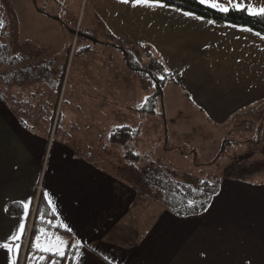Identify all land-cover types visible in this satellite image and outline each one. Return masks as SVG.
Segmentation results:
<instances>
[{
  "label": "crops",
  "instance_id": "obj_1",
  "mask_svg": "<svg viewBox=\"0 0 264 264\" xmlns=\"http://www.w3.org/2000/svg\"><path fill=\"white\" fill-rule=\"evenodd\" d=\"M243 2L264 7V0ZM167 4L171 7L91 0L92 11L102 26L100 32L118 41L122 48L132 50L138 58L151 52L185 97L192 113L191 124H197V129L187 131L179 126L180 119L173 117L172 126L167 125L168 131H164L180 147L192 130L205 129L203 137L220 136L229 123L264 106V34L250 26ZM177 8L181 11L174 10ZM184 11L204 19L184 16ZM96 35L89 36L93 42ZM87 45L81 52L95 56L97 65L95 68L92 65L95 70L91 78L85 77L79 86H74L82 99L71 100L76 106H87L91 100L92 107H98L105 105L101 96L106 81L95 74L99 69V49L94 48L95 42L92 48ZM103 46L118 48L101 43ZM12 51L21 61L15 62L5 75L0 73V242L14 234L21 222L25 224L17 264H50L53 259L27 250L34 193L40 181L53 201L51 207L55 208L59 221L72 229L74 241L82 242L86 264H264V180L225 176L203 213L178 215L148 195L147 190L142 187L139 190L136 179L117 178L101 160L79 153L72 155L63 144L52 140L56 92L61 87L57 68L51 67L49 61L52 53L46 50L48 64L39 74L34 66L36 53L19 42ZM125 63L115 69L117 74L113 73L114 79L122 80V84L108 81L111 92L108 106L113 113L111 117H115L112 123L131 126L125 123L130 121L126 112L129 116L136 112L142 104L139 101L148 97L143 90L151 87L144 85L148 82L145 75ZM95 118L100 121V117ZM239 123L240 133L235 137L249 134L252 137L253 132L242 127V121ZM112 125L111 128L120 127ZM225 131L231 136L234 130ZM221 143H214L211 150L202 149L201 153H216ZM198 145L195 147L199 148ZM200 147L203 148V143ZM206 158L210 157L205 156L203 161L207 162ZM28 200L32 203L26 218L24 211L7 214L9 203ZM61 237L70 243V237ZM40 255L46 259H36ZM56 260L57 264H65L63 258ZM0 264H8L4 250H0Z\"/></svg>",
  "mask_w": 264,
  "mask_h": 264
},
{
  "label": "rangeland",
  "instance_id": "obj_2",
  "mask_svg": "<svg viewBox=\"0 0 264 264\" xmlns=\"http://www.w3.org/2000/svg\"><path fill=\"white\" fill-rule=\"evenodd\" d=\"M4 3L7 5L5 14L9 17L10 24L8 33L3 37L0 36V41L10 43L12 48L15 45L18 47L19 42L36 53L34 66L39 74L44 71V66L48 64L49 56H45L46 50L52 53L49 61H51V67L57 68L61 87L59 92L58 90L56 92L57 105L54 111L51 137L56 143L63 144L62 147L72 155L79 153L83 154L81 156H88L96 161L101 160V163L104 162V166L108 170L113 172L117 178L121 177L123 180L133 179L135 181L133 173H129L126 166H124L127 163L123 155L127 149L136 152L141 151L140 153L149 155V159L156 161L163 167L164 171L177 177L183 183L191 184L200 179L201 176L209 178L211 175L223 174L227 166L231 165L230 163H242L244 165L256 163L258 164L259 173L253 177V180H264V148L263 145L256 143V139L258 140L261 136L264 137V127L259 129L260 134L256 139L252 138L251 134L235 137L237 133H240L237 129L239 122L242 121V127L247 128L248 124L252 122L259 125L264 120V117H262L264 116V106L254 108L244 119H235L234 124L229 123L228 128L234 130L231 136H227L228 132L225 130L228 128H225L222 133L220 132V136L213 137V134L203 137V135H206L204 134L205 129H203V132L193 131L197 129V124H191L192 116L190 115L192 113L184 102L185 97L177 91V87L173 86L172 81L169 80V75L158 64L157 58L148 51L147 54L143 53L140 60L156 76L159 78L161 76L165 77L163 83L164 95L158 100L155 114L141 113L143 115L139 116V111L136 108V112H132V115L129 116L126 110L124 111L126 112V118L128 116L131 121L125 123L140 129V133L125 146L126 149L122 144L112 143L109 139L112 124L120 126L124 123L118 121L112 123L115 117H111L113 113H110L111 108L108 106V98H111V92L107 85L108 81L112 84H122V80L114 79L113 73L117 74L115 69L120 68L119 64L123 65L125 59L119 48L101 47V43L118 46L121 44L105 32H100L102 26L97 22L92 11L91 0H4ZM95 33L97 35L93 39L95 42L94 48L100 51L99 69L96 70L95 74L100 75L102 80L106 81V83H103L102 92L104 96H101V100L105 101V105L92 107V101L89 100L87 106H76L71 98H82L77 96L79 89H76L77 86L74 87L75 84L79 86V82L83 81L85 77L90 76L91 78L95 70L91 69L92 65L94 68L97 65L95 56H87L81 52V48L87 44L90 45L89 47L87 45V48H92L94 42L89 36ZM2 74L5 75V72ZM145 79L148 82H144V85L151 88L150 90H143L145 89L143 87L142 90L149 95L155 88V82L148 76ZM131 80L137 82L134 77ZM137 91L140 92V90ZM144 102L139 101L138 104L142 103L140 105L142 106ZM95 117H100V121H95L98 119ZM173 117L175 119L179 118L181 121L179 126L185 127L187 131L193 129L191 133H188V136L185 135L187 142H184L180 147L173 144L168 138L169 136L164 133V131H168L167 125L168 127L172 126ZM224 140H228L227 146H225L224 152H221ZM220 142L222 143L217 146L218 151L216 153L211 152V155H209L210 153L207 154L208 152L201 153L202 149L209 150L212 144ZM201 143H203V148L200 147ZM88 144L90 146L86 147ZM197 144H199V148L195 147ZM82 145H84V148ZM80 149L85 153H80ZM89 150L91 153L86 154ZM216 155H219V159L215 160V163L211 166L202 159L205 156L210 157L209 159L206 158L207 162H210ZM146 163L148 162L146 161L143 165ZM218 164L220 165L217 166ZM242 176H244L243 173ZM41 183L40 181L37 184L35 190L37 196L39 195V188L42 189Z\"/></svg>",
  "mask_w": 264,
  "mask_h": 264
},
{
  "label": "trees",
  "instance_id": "obj_3",
  "mask_svg": "<svg viewBox=\"0 0 264 264\" xmlns=\"http://www.w3.org/2000/svg\"><path fill=\"white\" fill-rule=\"evenodd\" d=\"M6 1V0H5ZM167 3L195 11L197 13L203 14L208 17L223 19L238 24L250 26L260 33L264 34V17L250 15L245 11L230 10L229 13L224 14L204 5L199 4L198 0H165ZM7 5L4 0H0V36L3 37L8 33L9 29V17L6 16ZM89 36V35H88ZM91 36V35H90ZM118 48L122 49L123 57L131 69L142 73L148 78H152L155 82L154 89L151 94L148 95L147 101L143 103L142 106L138 107L140 113L145 114H155L156 105L159 98L163 95V83L164 79H160L156 74L149 70L142 64L140 58H138L132 50L122 48L121 45H116ZM21 61V57L14 55L12 51V46L8 42L0 41V73L10 72L14 63ZM8 75V74H7ZM153 82V83H154ZM254 124V126H253ZM257 123L248 124L249 128L247 131L253 132L252 138L258 137L260 134L259 129L264 127V120L258 125ZM258 128V129H257ZM140 133L139 128H134L133 126L126 125L112 128L109 133V139L112 143L118 145L122 144L124 147L133 140ZM264 133V132H263ZM250 135V134H249ZM250 142V138L248 139ZM247 140V141H248ZM227 141L224 140L222 144L221 152H224L225 146H227ZM246 141V142H247ZM256 143L263 145L264 148V137L261 136ZM127 149V147H125ZM149 155L142 154L133 150H128L124 153L123 157L128 164L126 170L133 173L134 178L137 180L136 187L140 190H147L148 195L153 198L159 199L167 208L171 211L177 213L182 217L189 215H197L203 213L209 204L211 203L215 194L219 191L221 185V179L225 176L239 178V179H249L252 180L254 176L258 175L259 168L258 164L250 163L249 165H244L242 163H230L227 166L225 173L220 175H211L209 178L206 176H201L197 181L188 184L181 182L177 177L171 176L166 171H164L162 166L153 159H149ZM219 159V155L212 159L210 162H206L210 166L215 163V160ZM145 165H143L145 162ZM218 164L217 166H219ZM202 169V168H201ZM220 169V168H219ZM242 173L244 176H242ZM192 202L191 204L189 202ZM23 207L19 201L11 202L6 207V212L9 215H16L22 213ZM33 213V218L31 224L29 225L28 236V247L27 250L37 251L33 248V243L35 242L36 236H41L42 240L44 238V233L49 236L56 234L58 236H68L71 238L69 246L74 243V237L72 233L66 231L62 223L59 221L58 216L52 211L51 205L45 198V192L42 188L37 196V191L34 193V200L32 204L31 214ZM30 214V215H31ZM43 215V219L40 216ZM50 222V223H49ZM43 230V232L41 231ZM72 249L66 252L67 256H70ZM65 264H71L70 259H65Z\"/></svg>",
  "mask_w": 264,
  "mask_h": 264
},
{
  "label": "snow or ice",
  "instance_id": "obj_4",
  "mask_svg": "<svg viewBox=\"0 0 264 264\" xmlns=\"http://www.w3.org/2000/svg\"><path fill=\"white\" fill-rule=\"evenodd\" d=\"M121 3L129 4L134 3L136 5H142L147 7H171L168 5L165 0H120ZM199 4L204 5L206 7H209L211 9H214L216 11H219L221 13L227 14L230 10H236V11H247L250 15L253 16H260L264 17V7H253L250 4H245L243 0H198ZM176 11H181L180 9H174ZM184 16L193 17L195 19L203 20V17H195L194 14L190 11H184L182 12ZM208 23H214V21H208ZM0 25H2V21H0ZM243 31L251 32V28H243ZM257 36H260V33H256ZM161 79H164V76L160 77ZM147 101V98H146ZM45 198L48 200V203L50 205L53 204V201L48 197V194L45 193ZM32 201L28 200L27 202L21 201L20 204L23 207L24 210V216L27 217L30 205ZM192 203L191 201L189 202ZM52 211L55 212V208H52ZM41 219H43V215L40 216ZM50 223V222H49ZM65 227L66 231L71 233L72 229L68 227L67 225H63ZM25 231V224L23 222L20 223L18 230L12 234L5 242H0V250H4L5 254L7 256V262L8 264H17L20 250H21V238ZM43 232V230L41 229ZM69 247L72 249L71 255L67 256L66 252L69 249ZM33 248L36 249L40 253L47 254L53 259H51L50 264H57L56 258H65L70 259L72 261V264H86V261L83 260V252L81 249L83 248L82 242L77 239L74 241V243L69 246V242L65 240L64 238L52 234L49 236L47 233H44V238L42 240L41 236L35 237V242L33 243ZM36 259L40 261H44L46 259L45 255H40L36 257ZM105 260H107V257H104Z\"/></svg>",
  "mask_w": 264,
  "mask_h": 264
},
{
  "label": "built area",
  "instance_id": "obj_5",
  "mask_svg": "<svg viewBox=\"0 0 264 264\" xmlns=\"http://www.w3.org/2000/svg\"><path fill=\"white\" fill-rule=\"evenodd\" d=\"M40 190H41V187L39 188V192H40ZM28 239V238H27Z\"/></svg>",
  "mask_w": 264,
  "mask_h": 264
}]
</instances>
